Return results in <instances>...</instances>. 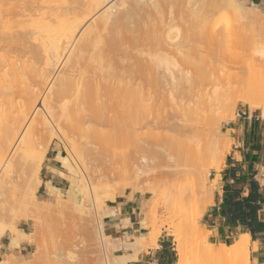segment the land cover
Instances as JSON below:
<instances>
[{
	"label": "bare ground",
	"instance_id": "obj_1",
	"mask_svg": "<svg viewBox=\"0 0 264 264\" xmlns=\"http://www.w3.org/2000/svg\"><path fill=\"white\" fill-rule=\"evenodd\" d=\"M228 7L233 14L238 13L234 15L240 23L230 24L229 30L224 26V30L218 24L222 25ZM257 9V4L247 5L242 0H0V211L18 202L16 218L0 236L1 240L12 231L10 251L0 264H19L14 250L22 240L31 241L38 230L30 237L17 227V219L35 222L47 215L49 205L55 203L53 197L61 203L65 196L79 206L92 196L100 208L104 199L115 200L117 193L127 188L98 196V185L90 171L89 178L80 165L85 175L79 177L70 158L59 153L73 180L66 192L47 180V197L37 198L43 183L40 171L53 139L69 138L78 132L80 138L86 134L78 142L80 151L93 154L99 140L109 134L147 136L154 140L137 142L144 151L143 161L151 156L175 178L180 175L182 180L181 176L187 175L189 187L181 190L177 178L168 187L178 184L179 190L168 188L164 194L171 212L176 203L175 208L182 206L178 201L183 203L192 195L198 204V217L188 225L197 243L186 245L178 228L177 264H252L251 235H241L232 244L212 243L210 232L198 219L215 194L213 183L208 184L210 169L222 167L232 142L228 135L213 137L215 131L221 134L218 122L213 121L219 119L211 117L214 124H210L208 115L218 107L225 113L220 119H228V115L235 118L229 108L241 101L252 110H261L264 118V94H255L249 83L233 86L240 81H233L229 70L218 63L221 46L235 37L234 28L236 32L241 30L238 36H244L249 29L246 20L255 19L264 26ZM167 106L172 107L169 117L175 120L173 123L165 118ZM159 117L167 119V126L164 122L166 131L156 133L161 138L158 141L155 132L150 138L146 129L163 126V122L155 123ZM81 142L86 150L81 149ZM178 150L183 155H179L181 161ZM101 218L98 235L104 257L100 264H114ZM122 223L131 225L130 218ZM157 236V232L149 239L141 235L123 244L137 252L155 245ZM38 251L33 250L36 260L43 256ZM136 254H123L124 260L119 263L130 264ZM39 260L29 259L35 264Z\"/></svg>",
	"mask_w": 264,
	"mask_h": 264
},
{
	"label": "rangeland",
	"instance_id": "obj_2",
	"mask_svg": "<svg viewBox=\"0 0 264 264\" xmlns=\"http://www.w3.org/2000/svg\"><path fill=\"white\" fill-rule=\"evenodd\" d=\"M242 1L247 3V5H250L252 3L257 4L259 6V9L257 10L261 13L262 18H264V0H242ZM228 4L229 6L231 5V3H227V6ZM230 8L234 10L232 6H230ZM231 9H229L228 7L227 11L226 9L222 10V11H226L227 13L225 14L224 12V16L223 17L221 16L222 25H220V23L218 24L220 28L224 29V26H227L226 29L229 30L230 24L231 26L232 25L235 26L236 25L235 23L238 22L236 15H234L238 13L236 11L235 12L233 11L234 12L233 14L231 12L232 11ZM219 13L221 14V12ZM218 16H215V18H217ZM233 16H235L236 19ZM239 18L242 21V18L241 17ZM245 19L248 18H244L243 20L245 21ZM248 20H250V18ZM257 21L258 20L255 19H252V21H247V20L245 21L248 23L249 29H246V34L244 36H238V34L241 33V30L240 32L237 31L238 32L237 33L236 32L237 27L236 30L235 28L233 30L237 34L235 32H234L235 35L233 33L231 34L234 35L235 37L233 36L230 37L229 35L230 32L228 33L227 38L228 36L230 38H228L227 41L223 44V46H221L219 52L220 60L218 61V63L220 67L229 70V72L231 73V79L233 81L235 80L240 81L239 83L235 82L233 86L239 84L248 86L249 83L254 87L255 94L262 95L264 94V26ZM254 25L256 28L254 27ZM227 30L226 32H228ZM240 93L241 91H239L237 94ZM169 107L171 106H167V108L165 107L166 108L165 115L167 116L165 118L167 119L170 118L169 114L172 112V107L171 108ZM217 108L216 107L213 108V110L215 111V112L213 111V114L216 115L213 116L211 112V115H208L209 119H207V121L209 120L210 124H214L215 122L216 123L218 122L217 126L220 127L219 130H221V134L220 132L218 133L215 131L214 134H216V136H213L214 138H216L217 136H218L217 138H219V136L223 137L224 135L229 136L230 131L227 129L229 127L228 123L230 121H234L235 119L239 118V116L241 115L243 116L244 115L243 112L245 111L247 113H254V115L258 119L257 121L259 128L264 130V118L262 117L261 110H256V111L252 110L249 105L244 104L241 101H238L237 104L232 109L229 108L230 111L235 112V118H229L230 116L228 115V119L222 120L220 119L221 117L219 116H221L220 115L221 113L222 115L225 113L222 112V109L220 111V108L218 110ZM169 109L170 112L168 111ZM226 113L228 114V112ZM211 117L212 119L216 117L220 121L219 120L215 121L213 119L214 121L213 123V121H211ZM167 119H165V121H162V118L154 119L156 121L155 123H157L156 125L158 124L160 125V123L163 122L162 123L163 126L161 125V126H157L156 128L153 127L147 128L146 134L148 135L147 132H149L150 138H153L156 135L155 140L159 141L161 138L157 136V134L160 133L161 132L160 130L162 129L164 132L166 131L165 126H167V122H166ZM170 119H169V123H173L175 121L174 119L171 120ZM164 122H166L165 126H164ZM169 123L168 125H170ZM90 126L93 125L91 124ZM104 128H106V126ZM154 132L155 135L153 134ZM85 133L86 132H83V134ZM151 133L153 135H151ZM78 135H80L79 132L76 134L75 133L70 134L69 138L66 137L54 138L53 143L51 145L56 146L62 152L63 155H66L70 158L71 162L78 170L79 177L85 175V173L81 170L80 165L85 169L86 173L90 171L89 173L91 174V179H93L94 182L98 185V196L101 197L105 194V192L113 191L115 189H116L115 191L118 192L119 190L117 188H121V187L122 188L127 187L125 190L140 191L142 193H145V200L143 201L142 209H141V215H142L141 223L142 226H144L147 230H149V234L146 238L148 239L151 238V236L155 232L158 233L157 241L158 238L164 232L168 233V235L174 238L175 241L174 247H175L176 264H177V260H178L177 244L179 237L177 235V233L179 232L178 230L181 229L182 231L181 236H183L186 245L190 246L197 243V241L193 239V235L188 229V225L191 224L190 222H192L198 217L197 216L198 212H196L198 211L197 209L198 204L196 203L194 198L196 196L192 195L190 196L189 199H187L183 203H180L178 201V204L182 205L180 208L179 206L175 208L177 203L175 204L174 202L175 207L172 204L174 208H172L173 211L171 212V210H168L169 207H167L168 205L164 201V194L166 191H169V189H172L173 187L175 188V186H172V188L168 187V184L169 182L171 183V181L172 183L173 181L177 182V178H178V184L181 185L179 186L177 184V186H179L181 190H183L185 187H189V185L186 186L187 182L189 181V179H185L187 175H185L186 176L185 178L184 176L183 178L181 176L182 180L179 179L180 177L179 173H178L179 177L177 176V178H175L171 174V172L168 171L171 174L169 175V173L166 172L167 169H165V167L163 168L162 165H160L162 163L158 162V159L156 158L152 159L151 156H148L149 159L147 161H143L141 159L142 157L141 154H143L144 151L141 147H139V144H137V142L141 144L142 143L141 139H143V141L154 140V139H149V137L147 136L136 137L132 135H122L117 133L113 135L109 134L110 136L107 137L105 136L106 138L102 137L101 141L99 140V143L97 144L98 148L95 150L96 151L95 152L96 155H95L92 152L86 150L82 146L83 145L82 142L80 143L81 144L80 147L81 149L86 150L87 153L85 151L82 152V150L80 151L78 142L84 140L83 137H86L85 136L86 134L83 135L81 138ZM99 136L97 139H100ZM101 136H103V134ZM78 149L79 152H81L80 154L78 152ZM181 153H182L181 150H178L177 156H179ZM79 156H82V158ZM83 157H86L89 163L88 167L90 170L86 169L87 168L85 164L86 159L83 160ZM58 158L60 159L59 154H58ZM135 160L137 161V163H135ZM181 160L182 158L180 159V161ZM190 161L188 160L187 163L191 164L192 161L191 163ZM194 163L196 162H193V164ZM198 164H195V166H199ZM222 164L221 166H223ZM190 167L192 166L190 165ZM218 167L219 166L210 169V172L208 174L209 185L211 183L210 178L212 172L214 170L220 171L222 168L219 167L220 170H218L219 169ZM64 171H65L64 176L68 181V185L64 190L62 189V192H66L71 181L73 180L72 174L65 168ZM137 173H138V177H136ZM40 175H41V171H40ZM87 175L89 176L88 173ZM174 185L176 184L174 183ZM177 186L175 189L179 190L177 189ZM117 195H119V193H117ZM46 197L47 195L43 192V190L37 191L38 199L43 200ZM52 200L55 203L49 205V209H50L49 213L35 220L37 225L34 221H28V223L26 224L27 232L30 234L29 235L30 237L31 234L35 231V229L38 231H36L37 233L35 232L36 236H32V238L34 237L33 238L34 240L31 238L33 241L31 239L30 240L32 242L28 241L30 243L28 250L24 252L23 255L21 254L16 255L15 257L16 262L19 261V264H22V262L23 264H28V262L29 264L30 263L35 264L32 261L35 262L39 259L37 260L35 259L36 258L35 256L37 255L33 253V250L34 248L36 249L39 248L37 254L43 255L42 256L43 260L40 258L41 261L39 260L36 264H100L101 258L104 257L103 256L104 253L100 246L98 225L100 224L99 220L102 219L101 217H103V219L105 217L104 208H106L107 203L110 200H108L107 198L104 199L105 202L100 207L101 209L97 208L98 205L97 203H95L96 200L95 199L93 200L92 196L84 199V202L86 204L85 203L83 204L85 205L81 204L79 206L75 203V201L68 200L65 196H63V200L65 201H62L61 203H57L54 197L52 198ZM39 206L40 204L34 205V207H39ZM17 207H18V202L16 201L15 203H12V206H10L9 208L0 211V236L3 235L4 232L8 230L9 224L12 221H14V219L16 218ZM77 207H79V209ZM80 207H82L83 209H81ZM203 215H201L198 219L199 224H201V219ZM193 217L196 218L194 219ZM17 221H18L17 224L18 227L20 222L25 220L17 219ZM11 235H12V231L10 230L0 240V261L4 259L6 254L4 252H1L2 244L5 243L7 237H10ZM109 237L107 239L108 240L107 242H109L108 243L109 253L110 256H112L111 260L112 261L114 260L115 262L114 264H120L119 262L124 260V255L120 252V248L124 245L123 240L115 239L111 236ZM156 245L157 243L152 246H156ZM41 250L43 251V254H39V252H42ZM46 254L52 258L51 259L52 261L49 259V257H47L46 260V256H47ZM28 258L32 259V261L30 262Z\"/></svg>",
	"mask_w": 264,
	"mask_h": 264
},
{
	"label": "crops",
	"instance_id": "obj_3",
	"mask_svg": "<svg viewBox=\"0 0 264 264\" xmlns=\"http://www.w3.org/2000/svg\"><path fill=\"white\" fill-rule=\"evenodd\" d=\"M243 113V116L228 123L232 140L230 150L221 170L212 172L210 180L215 185L211 184L215 194L201 224L210 232L208 238L212 243L232 244L241 235H251L252 264H264V130L259 128L254 113ZM59 153L62 154L51 145L42 166L43 183L38 191L43 190L46 195L47 180L63 190L68 185L61 174L64 167L58 158ZM144 200L145 193L131 190H125L115 200H110L104 208L105 233L125 243L134 242L141 235L147 237L149 230L141 224ZM125 218H130L131 225L124 226L122 222ZM27 223L26 220L21 221L18 228L27 232ZM9 242L10 237H7L1 252L9 253ZM125 243L120 248L122 254L137 253L136 259L129 261L130 264H176L175 241L168 233L164 232L158 238L156 246H147L137 252L132 247H126ZM29 246L27 240H22L20 247L14 251L23 255Z\"/></svg>",
	"mask_w": 264,
	"mask_h": 264
}]
</instances>
